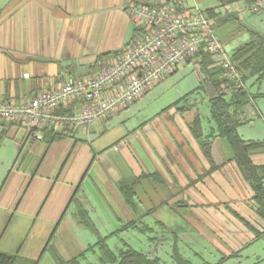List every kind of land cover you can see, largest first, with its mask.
Here are the masks:
<instances>
[{
    "label": "crops",
    "instance_id": "1",
    "mask_svg": "<svg viewBox=\"0 0 264 264\" xmlns=\"http://www.w3.org/2000/svg\"><path fill=\"white\" fill-rule=\"evenodd\" d=\"M132 1L0 0V100L33 98L65 77H82L111 63L134 37L127 11ZM183 2L199 4L214 18L216 34L230 55L251 40L252 32L264 35V0H256L258 8L244 14L249 5L244 1ZM187 63L195 70L193 60ZM247 86L262 96L258 110L263 118L245 130L254 138H244V122L258 113L247 105L238 131L246 140L262 141L264 76L251 77ZM75 105H64V112ZM183 110L173 114L177 135L163 126V141L150 127L149 141L130 135L118 145L102 140L100 123L113 114L89 127L55 130L62 133L59 137L43 127L42 139L29 136L17 121L0 119V252L38 264L74 259L77 264H112L106 249L118 254L132 247L125 233H147L141 230L148 227L146 216L168 208L177 218L173 227L180 222L183 229L202 226L199 233L221 255L208 264L264 263L254 247L264 241V219L230 144L216 133L211 113L188 116ZM194 126L202 128V138H210L209 155L192 132ZM251 159L264 167V149L253 151ZM147 182L160 196L148 209ZM125 190L131 191L130 201ZM158 224L167 227L164 220ZM173 236V257L175 248L184 257L180 236Z\"/></svg>",
    "mask_w": 264,
    "mask_h": 264
},
{
    "label": "built area",
    "instance_id": "2",
    "mask_svg": "<svg viewBox=\"0 0 264 264\" xmlns=\"http://www.w3.org/2000/svg\"><path fill=\"white\" fill-rule=\"evenodd\" d=\"M257 8L258 4L248 5L241 13ZM127 11L136 31L115 60L94 73L65 77L59 86L44 89L33 98L0 100V119L19 122L29 136L37 139L43 138V127L59 131L89 127L129 107L200 50L210 53L215 65L226 70L230 82L222 92L246 89L215 32L214 18L199 4L133 0ZM70 103H76L71 112H58Z\"/></svg>",
    "mask_w": 264,
    "mask_h": 264
},
{
    "label": "rangeland",
    "instance_id": "3",
    "mask_svg": "<svg viewBox=\"0 0 264 264\" xmlns=\"http://www.w3.org/2000/svg\"><path fill=\"white\" fill-rule=\"evenodd\" d=\"M264 8L263 5H260ZM263 11V10H262ZM264 17V11L260 13ZM257 14V15H260ZM264 28V27H263ZM217 33L216 27H214ZM252 99L249 105L255 110L257 114L252 120H246L242 129L241 135L245 138H254L245 133L247 127L260 118L258 110L259 100L262 99L256 89L252 90ZM188 95L187 97H185ZM185 107L183 112L188 116H196L202 113L204 116L210 117V102L206 94L199 88V76L194 70V64H182L179 70L152 86L150 91L140 97L128 109L113 114L111 118L105 122L100 123L104 132L102 140L105 143L118 145L121 142H126L130 135L137 136L142 140H150L149 128H153L160 138L165 141L164 127H166L172 134L177 135V126L173 121V115L177 108ZM148 183V182H147ZM155 189L148 183L144 190L145 207L148 209L158 202L159 195L154 192ZM172 212L165 208L158 212V210L148 214L143 220L149 229L147 233L139 232L136 229H130L125 233V239L129 244L150 257H160L161 264H178L173 257L172 242L174 239V232L180 236L179 247L183 256L191 261L193 264H208L217 262L221 255L213 246L201 236L200 227L195 229H183L182 222L173 227ZM158 220H164L167 224L166 228L160 227ZM204 231H209L203 228ZM200 232V233H199ZM163 238V245L158 244V240ZM160 241V240H159ZM159 245V247H158ZM260 249L264 257V241L254 245ZM264 264V263H261Z\"/></svg>",
    "mask_w": 264,
    "mask_h": 264
},
{
    "label": "trees",
    "instance_id": "4",
    "mask_svg": "<svg viewBox=\"0 0 264 264\" xmlns=\"http://www.w3.org/2000/svg\"><path fill=\"white\" fill-rule=\"evenodd\" d=\"M150 1V0H147ZM221 4H231L238 1L252 5L256 0H219ZM256 4V3H255ZM252 38L240 46L231 55L236 69L241 73L243 80L247 81L257 76L261 79L264 76V35L252 32ZM133 40V37L132 39ZM111 55V54H109ZM106 55V56H109ZM104 57V56H103ZM194 61L195 70L199 76V88L208 96L210 110L213 121L216 124V133L226 138L233 152V159L238 164L244 178L249 182L254 191V200L260 216L264 219V167L253 163L251 154L253 151L264 149V140H246L239 134L238 128L243 122V112L252 99V93L247 86L246 89H239L232 93H224L222 89L229 84L230 80L226 75V70L215 65L210 53L200 50L187 61ZM186 95L185 97H187ZM185 108V107H184ZM61 106L58 112L65 113ZM72 111V109H71ZM200 123L197 117L196 125ZM53 131L54 137L62 136L61 132ZM194 135L201 139V146L205 154L210 152V138H202V128H191ZM128 201L131 200V191L125 190ZM133 224V223H132ZM149 227L142 228L146 232ZM175 258L178 264H193L191 261L182 257L175 248ZM106 253L111 257L112 264H161L158 258H152L144 252L133 247L121 250L114 254L108 248ZM74 259L69 263L59 260L60 264H77ZM0 264H38V260H26L17 254L0 252Z\"/></svg>",
    "mask_w": 264,
    "mask_h": 264
}]
</instances>
